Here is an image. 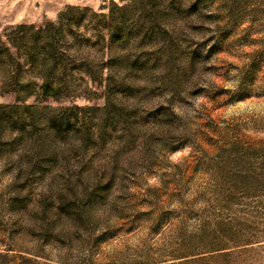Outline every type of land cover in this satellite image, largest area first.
<instances>
[{"label": "rangeland", "instance_id": "rangeland-1", "mask_svg": "<svg viewBox=\"0 0 264 264\" xmlns=\"http://www.w3.org/2000/svg\"><path fill=\"white\" fill-rule=\"evenodd\" d=\"M0 264H264V0H0Z\"/></svg>", "mask_w": 264, "mask_h": 264}]
</instances>
